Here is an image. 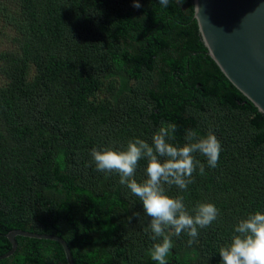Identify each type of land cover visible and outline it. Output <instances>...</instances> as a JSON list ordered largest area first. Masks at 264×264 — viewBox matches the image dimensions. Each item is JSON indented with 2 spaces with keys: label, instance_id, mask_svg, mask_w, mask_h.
I'll list each match as a JSON object with an SVG mask.
<instances>
[{
  "label": "trees",
  "instance_id": "1",
  "mask_svg": "<svg viewBox=\"0 0 264 264\" xmlns=\"http://www.w3.org/2000/svg\"><path fill=\"white\" fill-rule=\"evenodd\" d=\"M138 2L0 0V255L21 230L59 237L73 264H155L141 202L116 173L96 171L90 152L151 144L169 124L175 144L191 129L222 145L214 169L196 154L205 175L197 169L187 191L166 186L189 211L203 202L220 212L191 247L173 238L169 264H220L236 222L264 213V115L207 55L191 0ZM14 241L0 264H67L56 241Z\"/></svg>",
  "mask_w": 264,
  "mask_h": 264
},
{
  "label": "clouds",
  "instance_id": "2",
  "mask_svg": "<svg viewBox=\"0 0 264 264\" xmlns=\"http://www.w3.org/2000/svg\"><path fill=\"white\" fill-rule=\"evenodd\" d=\"M158 3L167 7L169 0ZM133 7H141L138 0H133ZM175 132L176 125L169 124L152 135L151 144L136 138L129 140L122 150L93 148L90 152V163L96 171L106 175L116 173L119 183L141 202L143 213L149 218L150 238L157 241L148 250L155 264H169L174 237L187 235V246L191 247L199 231L211 226L220 215L212 203L198 202L189 211L182 196L173 198L166 194V186L187 191L197 169L200 175H205V166L196 159V154L214 169L222 150L212 132L199 136L194 130H186L182 145L173 143ZM141 160L146 161L144 179L137 181L135 174ZM133 218L138 220L140 213L134 212L129 222ZM218 254L220 264H264V213L255 211L240 218L233 226L230 241L219 248Z\"/></svg>",
  "mask_w": 264,
  "mask_h": 264
},
{
  "label": "water",
  "instance_id": "3",
  "mask_svg": "<svg viewBox=\"0 0 264 264\" xmlns=\"http://www.w3.org/2000/svg\"><path fill=\"white\" fill-rule=\"evenodd\" d=\"M193 18L207 55L224 77L264 115V0H191ZM16 235L56 241L67 264H73L59 237L13 230L6 234L10 249Z\"/></svg>",
  "mask_w": 264,
  "mask_h": 264
},
{
  "label": "rangeland",
  "instance_id": "4",
  "mask_svg": "<svg viewBox=\"0 0 264 264\" xmlns=\"http://www.w3.org/2000/svg\"><path fill=\"white\" fill-rule=\"evenodd\" d=\"M104 83H106V82H104ZM110 91H111V89L108 90L107 88H105L104 86H102L100 88V90L97 92V98L98 99H105V100L108 99V97L110 95Z\"/></svg>",
  "mask_w": 264,
  "mask_h": 264
}]
</instances>
